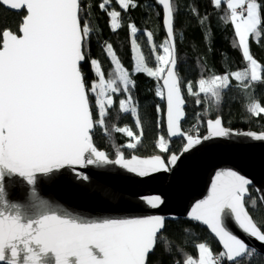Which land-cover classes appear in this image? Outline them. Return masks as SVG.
Returning <instances> with one entry per match:
<instances>
[{
	"label": "snow or ice",
	"instance_id": "1",
	"mask_svg": "<svg viewBox=\"0 0 264 264\" xmlns=\"http://www.w3.org/2000/svg\"><path fill=\"white\" fill-rule=\"evenodd\" d=\"M117 2L124 10L137 6L133 0ZM109 3L110 0H104L101 9H107ZM158 3L163 6L166 39L159 45V53L152 44L156 67H149L139 52L135 40L138 29L132 24L129 28L135 53L133 71L161 82L156 95L166 101V108L161 110L157 105V112L162 113L158 126L166 124L169 138H183L182 151L146 158L136 155L125 158L118 153L115 160H110L105 151L95 146L94 129L107 131L105 117L115 102L114 94L130 93L135 86L112 45H106L105 51L111 56L114 78L106 79L100 62L92 59L90 64L96 79L89 82L82 65L88 61L85 47L91 28L82 22L80 0H0V4L11 10L24 13L19 34L11 29L0 30V264H149V255L158 244L167 252L168 241L162 235L166 218L162 215L81 218L66 210H50L35 187L38 174H51L65 166L118 164L140 177L170 172L184 154L197 150L205 141L234 134L223 126L220 117L206 121V135H201L195 126L193 132L181 130L185 99L174 38L176 10L172 0H158ZM214 3L219 6L222 0ZM226 6L237 46L249 67L211 79L201 78L198 92H193L191 82L187 84L189 94L197 97L201 93L210 94L217 103L222 91L229 87L230 78L250 84L261 80L264 72L251 55L249 45L250 37L259 38L264 28V4L259 0H226ZM107 14L110 27L116 31L121 27V13L112 10ZM147 38L151 43L153 34L147 32ZM196 103L201 101L197 99ZM119 109L137 117L139 135L127 127L115 129L134 140L127 147L135 149L143 129L131 95L119 101ZM248 110L255 116L264 114V106L258 102L251 103ZM94 112H98L95 120ZM244 135L264 140V133ZM157 146L162 153H169L163 135L158 138ZM13 177L23 178L33 186L28 193L32 206L42 209L35 216L26 217L18 204L9 202L5 181ZM251 184V180L237 171L216 172L208 196L195 203L189 217L207 225L223 251L214 254L206 242H201L196 245L198 259L189 255L183 264H222L221 258L223 264L238 261L251 264L246 257L254 253L261 255L223 223V217L230 215L245 234L264 243V223L258 225L248 210L249 207L258 210V205H264V193L259 198L248 197ZM107 195L114 198L117 194ZM143 200L151 208H158L164 202L159 195L146 196Z\"/></svg>",
	"mask_w": 264,
	"mask_h": 264
},
{
	"label": "trees",
	"instance_id": "2",
	"mask_svg": "<svg viewBox=\"0 0 264 264\" xmlns=\"http://www.w3.org/2000/svg\"><path fill=\"white\" fill-rule=\"evenodd\" d=\"M103 0H80L86 15L90 14L93 22V35L89 50L85 49L88 61L82 65L87 80L96 79L90 61L95 59L100 62L105 78H114V69L110 55L105 51V46L112 45L113 51L122 65L129 71L135 86L130 93L118 92L113 96L114 104L108 109L105 117L104 131L96 127L93 140L96 147L106 150L107 154L115 158L123 152L125 156L139 152L140 155H168L179 153L182 150L183 139L170 141L164 123L158 121L162 113L157 112V105L164 110V101L156 95L158 84L161 83L145 73H135L132 39L129 25L134 24L138 29L135 34L139 52L143 53L149 67L155 68V54L152 44L161 45L166 39L163 26V12L161 6L155 0H133L136 7L129 6L128 11L122 14V24L113 32L110 27V18L107 12L101 11L100 4ZM264 4V0H259ZM175 8L174 33L176 39L178 73L181 79V88L186 98V119L182 128L189 132L193 124H197L201 135L206 133V121L220 117L227 127L238 131L264 132V114L253 115L248 107L253 102L264 106V80L248 83L239 82L230 78V85L222 91V98L217 103L210 94L201 93L198 97L187 91L189 82L195 83L201 79H211L213 76L224 75L235 71H244L249 67L237 46L234 35V26L230 21V10L227 9L226 0L217 6L214 0H172ZM195 10V11H194ZM80 15L82 17V14ZM24 13L13 12L0 4V30L11 29L18 33V26ZM264 18V8H262ZM147 32L153 34L152 42L147 38ZM107 41V43H104ZM250 53L257 62L264 67V28L261 36L250 37ZM122 87V85H121ZM198 92V91H197ZM131 95L138 109L143 135L135 149L127 147L132 142L126 133L116 131V128L127 127L136 135L140 134V128L136 126V118L130 112H122L119 109V101L127 99ZM199 99L200 104L196 101ZM98 118V112H94V120ZM164 136L168 141L169 153H162L158 148V138ZM250 197L258 198L253 187L249 188ZM249 199L246 198V206ZM250 214L258 223H264V208L258 205V210L249 207ZM264 230V229H262ZM163 237L168 241L167 252L162 244H158L154 252L149 255V264H183L190 255L198 258L196 245L206 242L214 254L223 251L219 242L210 234L208 229L198 222L180 218L167 221L163 231ZM251 264H264V256L246 257ZM224 258H221L223 264ZM237 264H241L240 261Z\"/></svg>",
	"mask_w": 264,
	"mask_h": 264
},
{
	"label": "water",
	"instance_id": "3",
	"mask_svg": "<svg viewBox=\"0 0 264 264\" xmlns=\"http://www.w3.org/2000/svg\"><path fill=\"white\" fill-rule=\"evenodd\" d=\"M155 1L158 3V0ZM3 6L11 10L9 7ZM160 6L163 12V6ZM164 30L166 34L165 27ZM182 94L185 99V117L181 121V130L185 131L182 124L186 119L187 102L183 91ZM163 101L165 109L166 101ZM223 126L229 128L234 134L229 137L205 141L201 146H198L197 150L184 154L177 166H174L170 172L140 177L118 164L65 166L51 174H38L35 187L41 197L48 202L50 210H66L72 215L91 219L162 215L166 218V223L184 218L205 226L219 242L207 225L189 217L195 203L208 196L216 172L227 169L237 171L252 181L250 187L254 188L258 198L264 193V140H256L244 135L247 132L257 134L264 132L238 131L227 127L224 122ZM235 133H240V135H235ZM206 134L207 132L204 135ZM178 139L183 138L179 136L169 138L170 141ZM98 150H103L107 154L104 149L98 148ZM180 152L176 154H180ZM121 153L125 158H130L132 155L141 158L151 156L134 153L127 157L123 152ZM108 157L110 160L117 158V156L112 158L109 155ZM83 177H87V179ZM13 184L14 186H11ZM5 186L6 193L9 194V202L18 204L20 211L26 217L35 216L39 211H42V209L32 206V199L28 193L33 186L28 185L23 178H6ZM258 189L260 191H257ZM108 193L117 195L113 198L107 195ZM150 195L161 196L163 204L158 208L148 206L143 198ZM248 197H250V190ZM262 206L264 208V205ZM223 223L229 231L264 256V243L245 234L238 227L234 217L224 216ZM219 244L222 248V244L220 242Z\"/></svg>",
	"mask_w": 264,
	"mask_h": 264
},
{
	"label": "flooded vegetation",
	"instance_id": "4",
	"mask_svg": "<svg viewBox=\"0 0 264 264\" xmlns=\"http://www.w3.org/2000/svg\"><path fill=\"white\" fill-rule=\"evenodd\" d=\"M102 2H104V0ZM113 2H114V0H110V3L108 4V5H110V8L107 7V9H101V11L107 12V13L109 11H112V10L119 11L121 13L120 23L122 24V21H123V18H122L123 11H124V15H125L129 8L127 10H124V9L121 8L120 5H117V4L113 3ZM84 8L85 7L82 6V9H83V11L81 12L82 18H83L82 19V22H87L89 24L90 28H91V32H90V35L88 37V41H87V44H86V47H85V49L89 50L90 41H91V38H92V35H93L92 33H93L94 29H93V26H92L93 25L92 18L90 17V14L89 15H86V12H85ZM108 17H109V15H108ZM113 32H115V31H113ZM104 43H107V41H105ZM105 48H106V46H105Z\"/></svg>",
	"mask_w": 264,
	"mask_h": 264
},
{
	"label": "rangeland",
	"instance_id": "5",
	"mask_svg": "<svg viewBox=\"0 0 264 264\" xmlns=\"http://www.w3.org/2000/svg\"><path fill=\"white\" fill-rule=\"evenodd\" d=\"M222 1H224V0H222ZM113 3H115V4H117V5H119L118 4V2H117V0H114V2ZM108 8H110V5H108L107 6ZM164 41L165 40H163V42L162 43H164ZM157 46V52L159 53V45H156ZM111 57V56H110ZM259 63V62H258ZM260 64V63H259ZM262 66V65H261ZM262 68H264V67H262ZM261 76H262V79L261 80H264V72H262L261 73ZM192 88H193V92H197L199 89H198V83L197 82H195V83H192ZM132 142H135V141H132ZM133 153H135V154H140L139 152H133ZM131 156V155H130ZM129 157V156H128ZM193 259H198V258H194V257H192Z\"/></svg>",
	"mask_w": 264,
	"mask_h": 264
},
{
	"label": "built area",
	"instance_id": "6",
	"mask_svg": "<svg viewBox=\"0 0 264 264\" xmlns=\"http://www.w3.org/2000/svg\"><path fill=\"white\" fill-rule=\"evenodd\" d=\"M193 126H195L196 128H198V125L197 124H193ZM193 126H191V128H189V132H193L194 131V127ZM198 130H199V128H198ZM199 133L201 134V132H200V130H199Z\"/></svg>",
	"mask_w": 264,
	"mask_h": 264
}]
</instances>
